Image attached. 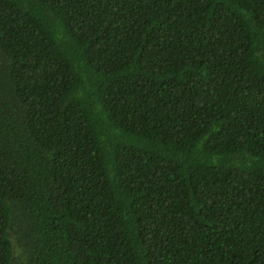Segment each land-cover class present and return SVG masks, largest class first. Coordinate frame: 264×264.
Wrapping results in <instances>:
<instances>
[{"label":"trees","instance_id":"1","mask_svg":"<svg viewBox=\"0 0 264 264\" xmlns=\"http://www.w3.org/2000/svg\"><path fill=\"white\" fill-rule=\"evenodd\" d=\"M0 264H264V0H0Z\"/></svg>","mask_w":264,"mask_h":264}]
</instances>
